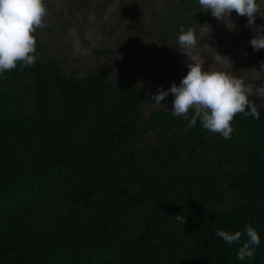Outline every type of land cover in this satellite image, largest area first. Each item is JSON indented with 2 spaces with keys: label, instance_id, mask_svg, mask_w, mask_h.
Returning <instances> with one entry per match:
<instances>
[{
  "label": "trees",
  "instance_id": "trees-1",
  "mask_svg": "<svg viewBox=\"0 0 264 264\" xmlns=\"http://www.w3.org/2000/svg\"><path fill=\"white\" fill-rule=\"evenodd\" d=\"M150 100L46 58L0 75V264H264V103L225 140ZM247 223L261 243L238 260L247 236L215 231Z\"/></svg>",
  "mask_w": 264,
  "mask_h": 264
},
{
  "label": "rangeland",
  "instance_id": "rangeland-1",
  "mask_svg": "<svg viewBox=\"0 0 264 264\" xmlns=\"http://www.w3.org/2000/svg\"><path fill=\"white\" fill-rule=\"evenodd\" d=\"M189 0H45L47 27L37 29L38 58L59 62L65 73L79 76L98 72L111 78L151 87V96L173 83L179 85L192 63L178 49L179 29L191 28L197 37L192 54L207 71L227 72L255 91L264 86V49L255 51L250 41L264 35V0H257L255 24L235 11L222 20L201 6L186 8ZM196 14V15H195ZM192 15L195 18L192 19ZM190 18V20H186ZM260 54V55H259ZM143 68V72L131 66ZM255 103H264L258 95ZM170 93L161 106L172 110ZM188 113L187 115H189Z\"/></svg>",
  "mask_w": 264,
  "mask_h": 264
},
{
  "label": "clouds",
  "instance_id": "clouds-1",
  "mask_svg": "<svg viewBox=\"0 0 264 264\" xmlns=\"http://www.w3.org/2000/svg\"><path fill=\"white\" fill-rule=\"evenodd\" d=\"M204 11L219 20L235 11L239 16L248 18L247 26L255 24L259 12L257 0H198ZM48 7L45 0H0V75L15 69L18 62L22 67L34 66L37 57V39L33 35L37 29L47 27L45 19ZM178 36V49L186 53L192 61L189 71L181 80L167 90H157L151 96L154 105L161 106L170 93L174 96L172 114L187 116L190 110L193 115L190 124L194 126L199 119L202 126L210 132L220 134L225 140L231 139L233 133L232 121L238 113L260 118L257 104L250 99L258 95L264 101V86L256 87L255 91L244 80L227 72L207 71L192 54L197 44L195 32L189 28L185 31L181 26ZM253 49H264V35L255 34L250 41ZM264 69V62L261 63ZM178 222L186 223L182 215H177ZM215 235L222 238L228 245H239L242 235L247 236L246 242L238 248L237 259L254 258L255 248L261 243L258 231L251 225L245 224L243 233H234L217 229Z\"/></svg>",
  "mask_w": 264,
  "mask_h": 264
}]
</instances>
